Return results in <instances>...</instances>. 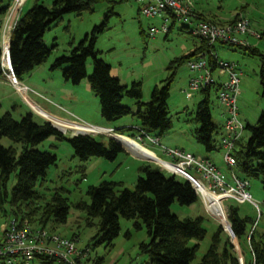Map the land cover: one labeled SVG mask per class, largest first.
<instances>
[{
	"label": "rangeland",
	"instance_id": "374dc122",
	"mask_svg": "<svg viewBox=\"0 0 264 264\" xmlns=\"http://www.w3.org/2000/svg\"><path fill=\"white\" fill-rule=\"evenodd\" d=\"M16 1H13L4 18L2 29H0L1 114L9 111L14 119L20 120L27 112H33L35 121L39 123L48 120L47 117H49L52 122L57 123L56 125L60 124L58 126L66 130L68 135H72L74 131L89 132L105 143L110 137L108 132L116 133L115 131L118 130L116 126L124 125L125 122L130 121L139 125V119L130 114L115 121L106 120L101 114L99 98L91 90L88 77L84 78L79 84H73L64 79L61 68L50 69L57 57L70 54L71 42L77 44L81 41L86 34L93 30L94 26L100 25L106 20L105 15L113 8L105 30L97 35L96 49L101 52V58L111 65L112 75L118 77L122 84L131 85L134 81L141 82L143 90L141 101L143 102L150 100L155 86H162L171 78L167 106L172 129L168 133L159 136L160 142H154L153 144L150 142V137H155L157 133H151L143 141L138 137L141 136V133L138 130L133 131L137 138L135 140L143 144L144 142L147 145L151 144L153 148H157V154L167 161L166 167L157 161L146 160L143 162L140 157L147 158L148 153L142 154L136 150L131 152L124 150L119 153L115 160H108L104 157H91L87 161H81L75 156L74 150L68 141L59 140L55 136L47 138L37 148L56 154L58 161L56 165L48 168L46 181L43 184L40 182L36 189L41 195H45L47 200L51 198L55 189H66L62 193L69 199L71 205L67 223L57 225L53 230L51 224L44 226L30 221L28 218L16 216L12 212L10 204L4 202L0 203V236H2L4 228L15 220L16 222L19 221L20 224L23 223L25 227L28 226L32 233H39L40 235L45 234V232H52V234L69 238L78 235L76 237L78 238L77 245L81 249L88 247L90 264H97L98 259H103L100 264H150L148 254L140 250V244L150 240L145 225L137 227L134 220L120 216L121 231L114 241V247L110 249L105 243L95 244L97 239H94V236L97 233V228L86 225V214L76 205L82 201L90 202V197L87 194L89 186L98 185L105 180L121 181L125 187L133 190L139 176L138 168L142 163H155L168 173L171 172L165 168L182 173V167L171 164L177 160L171 154L165 152L167 148L188 151L194 155L210 158L211 162L215 163L218 169L225 174L226 181L234 184L232 171L224 160L225 152L220 145L223 134L222 124L225 117L222 114L224 113V107L217 98L216 86L211 91L210 105L213 120L220 125L219 132L214 136L217 149L208 152L196 139V129L200 125L195 120V115L197 105L204 96L202 92L189 88V79L194 75V72L188 67L187 60L183 61V58L200 45V39L194 36L190 29H183V24L180 22L172 26V19L168 21V26H172V30L168 34L160 31L152 35L151 28H160L164 17L144 15L140 10L143 5L140 0H103L95 5L92 12L85 11L81 15L76 13L65 14L63 20L47 30L44 35L45 44L50 48L54 47L51 56L45 63L24 75L20 81L21 85L28 87L27 96L36 101L42 109L36 103L31 105L27 102L29 99L27 96V100L17 92H15L17 95L15 96L13 90L16 88L20 92L19 87L12 83L8 77L7 68L9 65L5 63V60L9 51L8 49L5 50V44L9 37L11 38L10 34L20 14L27 12L35 3V0H21L23 2L17 10L11 28L13 20L10 19L11 11ZM27 1H29L28 4H25ZM43 1L48 6L52 3V0ZM6 2L7 0H5ZM197 5V8L208 19L220 24L231 23L238 13H243L249 18L251 29L257 35L242 34L239 36L240 39L247 40L252 48H257L264 54V0H199ZM214 52H217L220 60L235 64L244 73H242L241 83L242 95L240 94L238 99L239 113L245 125H254L264 110L259 77L260 57L237 45L216 44ZM87 71L88 75L93 72L92 58L87 61ZM214 77L218 82L226 78L225 76L218 77V71H215ZM5 79L10 81L15 88L5 85L3 81ZM123 104L130 106L134 112L137 110L136 101L128 96H124ZM91 125L103 126L105 129L101 128L103 131L100 132ZM106 126H114V130L106 128ZM249 135L246 128L242 134V142H246ZM1 142L7 147L17 148L19 152L22 149L20 143H16L8 137H3ZM133 142L136 143L134 140ZM186 169L195 178H201L200 174L194 169ZM233 170L239 177H244L238 166L233 167ZM248 181V191L253 200L259 202L261 208H264V190L261 180L248 178ZM15 184L16 173L14 172L7 186L9 194ZM214 193L217 194H214L215 197L213 198L215 199L212 200L211 205L205 199L207 195L211 196V193H205L206 195L200 193L202 196L199 195V199L191 205H182L177 200L171 205L172 212L181 219H194L200 216L204 218L203 225L207 234L202 240L192 241V244L199 243V249L192 264L201 262L219 225L229 235L228 207L230 205L238 206L242 216L248 215L255 221L254 224L248 225V233L241 238V241L235 237L231 239L232 241L230 240L240 264H250L252 253L249 236L253 228H255L256 238H260L261 234L264 233V214L260 216L259 211L251 202L240 203L233 198H225L219 190ZM97 221L98 219H95V222Z\"/></svg>",
	"mask_w": 264,
	"mask_h": 264
},
{
	"label": "trees",
	"instance_id": "16d2710c",
	"mask_svg": "<svg viewBox=\"0 0 264 264\" xmlns=\"http://www.w3.org/2000/svg\"><path fill=\"white\" fill-rule=\"evenodd\" d=\"M13 1L7 0L5 3V0H0V29ZM101 1L103 0H52L48 6L43 0H35L27 12H22L12 29L11 38L9 37L5 44L7 50L10 40L11 66L17 79L21 81L24 75L45 63L51 56L54 47L50 48L44 42L47 30L58 25L65 14L81 15L85 11L92 12L95 5ZM112 12L113 8L105 15L106 20L94 26L93 30L77 44L71 42L70 54L57 57L50 69L61 68L64 79L73 84H79L88 77L91 90L99 98L101 114L106 120L115 121L129 114L139 119V125L122 127L115 131L117 134L135 138L136 134L133 131L138 130L142 136H149L153 132L157 133L155 137L162 136L172 129L167 106L171 78L166 84L155 86L150 100L143 102L141 82L134 81L131 85H124L118 77L112 75L111 65L101 58V52L96 49L97 35L105 30ZM198 15L215 22L203 13ZM183 29L189 30L186 25H183ZM170 30L172 28L169 32ZM206 46L207 44L201 41L193 52L183 58V61L190 59ZM240 48L248 49L260 57L259 77L264 100V54L252 46ZM89 58L93 60V72L90 75L87 71ZM210 62L215 68L214 61ZM5 63L9 64L8 55ZM213 87L214 85H211L200 90L204 97L198 103L195 115V120L200 125L196 129L197 142L208 152L217 149L214 136L220 130V125L213 120L210 105ZM124 96L136 101L135 112L130 106L123 104ZM246 128L250 134L248 140L242 142L241 136L234 149L236 166L243 173L244 179H260L264 190V110L257 122L254 125H245ZM121 135L112 134L118 140ZM51 136L68 141L75 156L81 161H87L91 157L115 160L124 149L111 137L105 143L89 132L79 131L76 135H68L66 130L48 120L42 123L35 121L33 112H27L20 120L14 119L9 111L0 113V203L8 202L12 212L18 217L28 218L44 226L51 224V229L55 230L57 225L67 223L71 205L69 199L62 193L66 189H55L49 200L36 189L40 182L43 184L46 181L48 168L56 165L58 161L56 154L37 148ZM3 137L20 143L21 151L13 146L3 145L1 142ZM138 171L139 176L133 190L125 187L121 181L105 180L98 185L89 186L87 194L90 202L82 201L76 205L85 212L86 225L97 228L95 244L105 243L112 249L121 231L119 217L123 216L134 220L137 227L146 226L150 240L142 242L140 250L148 254L150 264H192L199 249V243L192 244V241L202 240L207 234L203 225L204 218L200 216L194 219H181L172 212L171 205L175 200L182 205L195 203L199 199L196 191V189L199 191L198 185L193 182L195 189L187 178L168 173L155 163H142ZM14 172L16 184L9 194L7 186ZM228 208V222H231L235 235L241 241L248 233V225L254 224L255 221L248 215L242 216L236 205H230ZM95 219L98 221L95 222ZM229 237L219 225L210 247L198 264H240ZM249 244L252 253L250 264H264V233L260 238H256L253 228ZM102 260L98 259L97 264ZM0 264H5L1 257Z\"/></svg>",
	"mask_w": 264,
	"mask_h": 264
},
{
	"label": "built area",
	"instance_id": "2783aa9c",
	"mask_svg": "<svg viewBox=\"0 0 264 264\" xmlns=\"http://www.w3.org/2000/svg\"><path fill=\"white\" fill-rule=\"evenodd\" d=\"M140 1L143 2L141 10L144 15L164 17L160 28H151L152 35L160 31L168 33L171 28L168 26V21L172 19V25L177 22L186 25L191 33L200 39V42L203 41L207 44L206 48L187 60L188 67L194 72L188 85L194 91H200L211 85L218 88L217 98L224 107L223 116L225 117L220 142L225 152L224 160L232 171L234 184L226 181V176L218 167L203 156L167 148L165 151L177 160L172 164L182 167L183 177L199 180L210 190L214 192L219 190L225 198H233L240 203L251 202L259 211V215H263L264 208H261L259 202L253 200L248 191L249 181L236 175L233 170V167L236 166V158L233 154L236 142L245 130V123L240 118L238 105L241 94L240 76L243 72L235 64L220 60L217 52H214L216 44L250 46L247 40L239 37L247 33L257 35L251 29L249 18L243 13H238L231 23L220 24L203 19L198 15L199 12L196 10L198 0ZM210 60L214 61L215 68L211 65ZM8 65V77L12 83L25 88L27 92L28 87L21 85L14 74L10 59ZM215 71H218V77L225 76L226 78L218 82L214 77ZM150 140L159 142L157 137H150ZM186 168L194 169L201 178H195ZM165 169L173 173L168 168ZM196 191L198 195L202 196L197 189ZM77 243L76 236L69 238L52 234V232H45L42 235L32 233L28 226L25 227L23 223L20 224L19 221L13 220L8 227L4 228L2 236H0V257L3 258L5 264H90L89 250L79 248Z\"/></svg>",
	"mask_w": 264,
	"mask_h": 264
},
{
	"label": "crops",
	"instance_id": "0c3cea01",
	"mask_svg": "<svg viewBox=\"0 0 264 264\" xmlns=\"http://www.w3.org/2000/svg\"><path fill=\"white\" fill-rule=\"evenodd\" d=\"M199 1V0H198ZM28 2L29 1H27L25 4H28ZM22 4V1L20 0H17L16 2H15V4H14V7H13V9H12V11H11V17H10V19H13L12 20V22H11V28H12V26H13V23H14V20H15V17H16V15H17V10H18V8H19V6ZM197 4H198V2H197ZM196 4V9H197V11L199 12V13H203L201 10H199L198 8H197V5ZM24 6H26V5H24ZM204 14V13H203ZM1 29H2V27H1ZM250 46H252L251 44H250ZM2 72V71H1ZM1 74V73H0ZM244 74V73H243ZM243 74L240 76V89H241V83H242V76H243ZM2 75V74H1ZM4 81V84L5 85H7V86H12L11 88H15L13 85H12V83H10V81H7V79H5V80H3ZM217 87V86H216ZM244 87V86H243ZM19 90H20V92L15 88V90H13V93H14V95L15 96H17L16 95V93L15 92H17V93H19L22 97H24L26 100L28 99V101L27 102H29L31 105H33V103H36L38 106H40L36 101H34L32 98H30L29 96H27V92H26V89L25 88H21V87H19ZM241 95H242V89H241ZM28 98H27V97ZM33 107V106H32ZM41 107V106H40ZM42 108V107H41ZM43 109V108H42ZM45 110V109H44ZM49 113H51V112H49ZM52 114V113H51ZM222 114H224V113H222ZM137 126V124H134V123H132V121H130V122H125V124L124 125H118V126H116V129H120V128H122V127H136ZM91 126H93V125H91ZM94 128H96V129H98V130H100V131H103V129H101L100 127H96V125L95 126H93ZM103 127V126H102ZM113 127L114 126H106V128H109V129H113ZM114 130V129H113ZM111 136H112V134H114V135H120V134H117V133H114V132H108ZM223 133V132H222ZM140 139H142L143 141H145V139H146V136H142V134H141V136H138ZM157 138H159V137H157ZM135 139H137L136 137L135 138H131V137H129V136H126V135H121L120 136V138H119V140L121 141V143H123L122 141H125L124 143H123V146L126 148V149H124V150H127L128 152H131V151H133V150H136V151H139V152H141L142 154H144V153H148V157L147 158H142V157H140L141 159H143V162H145L146 160L147 161H152V160H154V161H157L159 164H161V165H164V167H166L167 166V161H165V159H163V158H161L158 154H157V148H153V146H151V144H153L154 142L153 141H151L150 140V142H152L150 145H147V144H145V142H144V144L143 143H141L140 141H137V140H135ZM132 140V141H131ZM133 140L136 142V143H134L133 142ZM149 140V139H148ZM159 142H160V138H159ZM182 151V150H181ZM126 152V151H125ZM166 152V151H165ZM187 153H191V152H188L187 151ZM133 154V153H132ZM135 155V154H134ZM199 156H201V155H199ZM139 157V156H138ZM206 157V156H205ZM206 158H208V157H206ZM210 161H211V159L210 158H208ZM142 162V161H141ZM215 164V163H214ZM220 170V169H219ZM221 171V170H220ZM222 172V171H221ZM223 173V172H222ZM224 174V173H223ZM225 175V174H224ZM193 182H195L197 185H198V187H199V193H203V194H205V193H210V192H208L207 190H206V188L204 187V185H203V183H201L199 180H192ZM202 195V194H201ZM206 195V194H205ZM213 197H215V195L213 194V193H211V196H208L207 195V198H205L206 200H208L207 201V203H210V205H211V202H212V200L213 199H215V198H213ZM222 197V196H221Z\"/></svg>",
	"mask_w": 264,
	"mask_h": 264
},
{
	"label": "water",
	"instance_id": "95a60500",
	"mask_svg": "<svg viewBox=\"0 0 264 264\" xmlns=\"http://www.w3.org/2000/svg\"><path fill=\"white\" fill-rule=\"evenodd\" d=\"M9 50V59H10V64H11V58H10V40H9V48H8ZM12 65V64H11ZM47 119L50 121V122H52V120L49 118V117H47ZM54 122V121H53ZM52 122V123H53ZM54 124H55V122H54ZM78 132H76V131H74L73 133H72V135H76ZM110 137L111 138H113L117 143H119L121 146H122V148L123 149H126L120 142H118L113 136H111L110 135ZM152 161H154V160H152ZM173 173H175V172H173ZM175 174H178V173H175ZM179 175H181V176H183V174H181V173H179ZM192 184H193V186H194V188H195V185H194V183H193V181L192 180H195V179H189V178H187ZM230 222V221H229ZM229 232V235H230V240L233 238V237H237L236 235H235V233H234V231H233V228H232V225H231V222H230V231H228ZM232 241V240H231Z\"/></svg>",
	"mask_w": 264,
	"mask_h": 264
},
{
	"label": "bare ground",
	"instance_id": "6f19581e",
	"mask_svg": "<svg viewBox=\"0 0 264 264\" xmlns=\"http://www.w3.org/2000/svg\"><path fill=\"white\" fill-rule=\"evenodd\" d=\"M24 1V0H23ZM22 1V2H23ZM14 7V6H13ZM8 48H9V44H8ZM9 50V49H8ZM57 124V123H56ZM58 125H60V124H58ZM101 132V131H100ZM115 138V137H114ZM116 139V138H115ZM118 142H120L118 139H116ZM121 143V142H120ZM122 144V143H121ZM169 163V162H168ZM172 164V163H171ZM174 165H176V164H174ZM170 170V169H169ZM174 172V171H173ZM175 173H177V172H175ZM184 173V171H183V169H182V173L181 174H183ZM192 179V178H191ZM204 185V184H203ZM204 187L206 188V190L208 191V192H210V193H213V194H217V193H214L213 191H211L206 185H204ZM219 195V194H218ZM235 238H237V237H235ZM233 239H234V237H233ZM237 240V239H236Z\"/></svg>",
	"mask_w": 264,
	"mask_h": 264
}]
</instances>
